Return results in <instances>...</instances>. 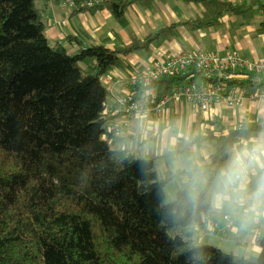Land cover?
Here are the masks:
<instances>
[{
  "label": "trees",
  "instance_id": "obj_1",
  "mask_svg": "<svg viewBox=\"0 0 264 264\" xmlns=\"http://www.w3.org/2000/svg\"><path fill=\"white\" fill-rule=\"evenodd\" d=\"M73 1L90 11L106 7L123 25L129 6L152 2ZM202 1L205 13L192 25L215 24L224 11L249 22L264 11L261 0ZM132 48L89 42L68 53L48 41L35 0H0V264H264V232L258 255L196 239L234 144L264 131V123L224 133L218 118L208 119L214 129L193 125L160 155L111 145L102 137L111 118L102 77ZM236 73L233 82L264 87L252 72ZM195 78L166 75L152 86L164 95ZM262 185L264 170L248 188L258 194ZM258 198L264 204V194Z\"/></svg>",
  "mask_w": 264,
  "mask_h": 264
},
{
  "label": "crops",
  "instance_id": "obj_2",
  "mask_svg": "<svg viewBox=\"0 0 264 264\" xmlns=\"http://www.w3.org/2000/svg\"><path fill=\"white\" fill-rule=\"evenodd\" d=\"M109 0H85L99 2ZM234 3L243 0H229ZM264 3V0H261ZM41 13L45 34L52 45L61 44L68 53H75L89 42L104 44L113 50L133 47L122 55L118 66L102 77L108 90L106 109H113L114 98L123 93L128 78L146 73L157 61L173 54L197 51L219 56L236 54L253 60H264V11L257 10L251 21L230 11L220 14L217 23L192 25L189 20L202 17L206 7L202 0H152L148 5L134 3L125 11L126 24H121L108 8L90 11L79 9L73 0H35ZM86 33L80 41L75 36ZM84 39V38H83ZM109 115V114H108ZM111 119L114 117L112 115ZM180 119L187 126L186 136H177L179 127L167 130L169 121ZM218 118L224 133L236 129L242 122L264 123V100L244 98L240 104L230 106L224 101L213 103L201 111L187 101H170L162 114L134 115L131 125L108 142L127 148L136 155H160L167 148L188 138L193 125L197 130L214 126L208 119ZM264 131H256L249 138H239L233 146V155L226 169L220 173L217 186L211 194L213 213L197 226L196 239L213 244L234 254L258 255L259 237L264 232V204L256 190H249L253 176L264 170ZM208 149L201 153L206 156ZM237 156L243 158L244 167L229 179L226 173ZM259 158V163L257 162ZM228 215L229 220L223 218ZM213 220L214 224L208 221ZM213 227V228H212ZM216 234H211L210 230Z\"/></svg>",
  "mask_w": 264,
  "mask_h": 264
},
{
  "label": "built area",
  "instance_id": "obj_3",
  "mask_svg": "<svg viewBox=\"0 0 264 264\" xmlns=\"http://www.w3.org/2000/svg\"><path fill=\"white\" fill-rule=\"evenodd\" d=\"M237 70L252 72L253 83L264 80V60L248 59L231 53L219 56L207 51L180 52L166 60L155 62L146 73L128 78L125 91L114 98V108L106 111L114 118L105 128L103 139L109 140L110 135L119 134L127 129L134 115L162 114L170 101L184 100L201 111H206L213 103L220 101L234 106L240 104L244 98L264 100V87L251 90L248 85L232 81L238 76ZM186 72L196 76L195 80L189 84L175 83L164 95H160L152 86L154 81L166 75H183ZM236 177L240 175L236 174ZM223 218L229 220L228 215H224ZM208 222L214 224L212 220ZM210 232L216 234L213 229Z\"/></svg>",
  "mask_w": 264,
  "mask_h": 264
},
{
  "label": "clouds",
  "instance_id": "obj_4",
  "mask_svg": "<svg viewBox=\"0 0 264 264\" xmlns=\"http://www.w3.org/2000/svg\"><path fill=\"white\" fill-rule=\"evenodd\" d=\"M261 154L264 155V149H261ZM257 162L259 163V158H257ZM264 166V164H262ZM244 167L243 158L240 156H237L236 159L233 161L232 167L229 169V171L226 173L227 177L229 179L232 178L233 175H235L240 169ZM264 194V185L261 186L258 195Z\"/></svg>",
  "mask_w": 264,
  "mask_h": 264
},
{
  "label": "rangeland",
  "instance_id": "obj_5",
  "mask_svg": "<svg viewBox=\"0 0 264 264\" xmlns=\"http://www.w3.org/2000/svg\"><path fill=\"white\" fill-rule=\"evenodd\" d=\"M174 126L179 127V129L177 131V136L181 135V136L184 137V136H186L189 133V132L188 133L186 132L187 126H181V121L177 117L174 119V123L172 121H169V125H168V127L166 129L167 130H172ZM105 127H108V124H106ZM212 129H214V128H212ZM222 250L225 251V252H230V251H228L226 249H222Z\"/></svg>",
  "mask_w": 264,
  "mask_h": 264
}]
</instances>
